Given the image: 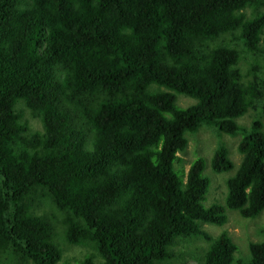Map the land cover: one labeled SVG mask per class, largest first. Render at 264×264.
<instances>
[{
  "label": "trees",
  "instance_id": "16d2710c",
  "mask_svg": "<svg viewBox=\"0 0 264 264\" xmlns=\"http://www.w3.org/2000/svg\"><path fill=\"white\" fill-rule=\"evenodd\" d=\"M263 99L264 0H0V264H186L196 238L194 264H264L202 229L264 210V105L237 123ZM201 128L217 174L240 138L223 205L179 165Z\"/></svg>",
  "mask_w": 264,
  "mask_h": 264
},
{
  "label": "rangeland",
  "instance_id": "374dc122",
  "mask_svg": "<svg viewBox=\"0 0 264 264\" xmlns=\"http://www.w3.org/2000/svg\"><path fill=\"white\" fill-rule=\"evenodd\" d=\"M175 103L178 107H187L195 103V101L191 98L178 95L176 97ZM263 105L264 99L263 103L259 104V107H257V110H249L246 115L237 120V123L241 126H249L257 111H260L262 109L261 106ZM261 120L264 131V115L262 116ZM29 124L31 130L39 129L40 125L36 122V120L30 118ZM216 136V133H213L211 129L201 128L195 135L187 136L188 141L186 149L184 150V152L178 154V157L180 158V160H182V163L179 165H182L184 171H187L191 161H193L197 157H202L207 161L205 163L203 175L209 180V190L206 194L205 200L203 201V205L205 203V205L208 206L213 202L222 205L224 204L223 198L224 193H226V188H224L225 179H227L232 175L233 172H235L238 164L241 161V155L237 151V144L240 138L221 135V142L228 151V157L234 165V170H230L226 173L221 174L214 173L210 167V158L217 142ZM226 214L228 215V220L222 228L203 224L202 229L213 237H215L221 230H227L230 237L239 247V250L236 253L235 257L237 259L245 260L249 256L248 244L250 242L264 241V210L253 219H244L239 215L238 212L229 210H226ZM181 243L186 244V247H184V249L182 250L190 254L186 258V264H194V257H199L200 249L207 246V243L201 238L192 239V241L189 243ZM66 255L72 257H80L82 255V252L77 247H71V249L67 251Z\"/></svg>",
  "mask_w": 264,
  "mask_h": 264
}]
</instances>
